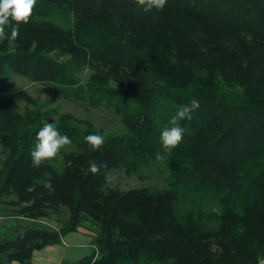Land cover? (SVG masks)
Wrapping results in <instances>:
<instances>
[{"label":"trees","instance_id":"1","mask_svg":"<svg viewBox=\"0 0 264 264\" xmlns=\"http://www.w3.org/2000/svg\"><path fill=\"white\" fill-rule=\"evenodd\" d=\"M140 4L37 0L17 37L11 27L0 33V96L17 74L48 85L55 97L112 106L125 128L106 134L35 101L21 113L14 100L0 99V205L31 219L70 212L59 231L28 229L0 240L4 264H30L35 251L78 231L84 215L100 230L97 250L78 264H264V0H167L149 12ZM192 99L200 107L177 121L181 143L165 149L161 131ZM45 122L71 139L61 170L57 156L32 166ZM93 132L105 136L96 151L84 141ZM161 157L167 188H110V171L136 174ZM92 161L98 173L89 172ZM49 177L52 191L42 183ZM183 196L219 207L181 210Z\"/></svg>","mask_w":264,"mask_h":264},{"label":"rangeland","instance_id":"2","mask_svg":"<svg viewBox=\"0 0 264 264\" xmlns=\"http://www.w3.org/2000/svg\"><path fill=\"white\" fill-rule=\"evenodd\" d=\"M50 20L62 28L70 27L68 19L54 16ZM89 75L90 70H85L81 74L84 80ZM8 83L10 88L7 92L1 94L0 99L14 100L19 106L21 113H25L27 107L33 108L29 103H31L30 101H35L44 106L43 111L50 109L58 110L61 114H70L76 120L90 122L98 131H103L106 134H122L125 131L121 112L112 106L104 104L99 107L89 108L76 102L67 101L60 96L55 97L48 85L32 82L26 77L17 74H12L8 79ZM70 150L73 149L62 148L57 154L55 165L59 170L64 165L62 152ZM3 159L4 151L0 147V165ZM166 178L167 169L164 157H161L151 166L141 169L136 174H128L124 168H119L110 171L108 175L110 188L124 192L139 188L163 190L168 187ZM199 205L208 212L219 207L215 201L208 198L183 196L180 209L187 210ZM14 210V207L7 204L0 205V240L13 238L28 229L59 231L66 224L70 213L66 207H61L57 211L49 210L48 217L31 219L24 215L18 216ZM89 222L92 221L84 215L78 231L90 234L93 239V235H97L100 228L93 222ZM91 247L94 250L93 247L96 246L92 244ZM211 247L213 252L221 251L215 240L211 242ZM6 260L7 257L5 255L0 256V264L6 263Z\"/></svg>","mask_w":264,"mask_h":264},{"label":"clouds","instance_id":"3","mask_svg":"<svg viewBox=\"0 0 264 264\" xmlns=\"http://www.w3.org/2000/svg\"><path fill=\"white\" fill-rule=\"evenodd\" d=\"M36 4L37 0H0V33H4L6 27H11V38L17 37L20 26L27 24L32 17ZM166 4L167 0H141V4L138 6L142 7L145 12H149L152 10L162 11ZM199 107L198 99H192L190 104L179 106L170 121V126L163 128L160 134L161 144L165 149L171 150L181 143L185 129L177 121L191 119V114ZM84 141L93 151H96L105 143V136L93 132L85 136ZM70 143V137L67 134H61L55 122H45L36 133L34 147L30 151L32 166L38 168L42 163L55 158L60 150ZM100 169L101 165L95 161L90 162L89 172L95 174ZM42 183L45 189L53 190L50 177ZM33 190L31 187L28 189V191Z\"/></svg>","mask_w":264,"mask_h":264},{"label":"crops","instance_id":"4","mask_svg":"<svg viewBox=\"0 0 264 264\" xmlns=\"http://www.w3.org/2000/svg\"><path fill=\"white\" fill-rule=\"evenodd\" d=\"M92 244L93 239L90 234L72 232L65 235L60 243L35 251L30 264H78L92 253Z\"/></svg>","mask_w":264,"mask_h":264},{"label":"built area","instance_id":"5","mask_svg":"<svg viewBox=\"0 0 264 264\" xmlns=\"http://www.w3.org/2000/svg\"><path fill=\"white\" fill-rule=\"evenodd\" d=\"M94 248V250H97V248L96 247H93ZM97 258V257H96Z\"/></svg>","mask_w":264,"mask_h":264}]
</instances>
